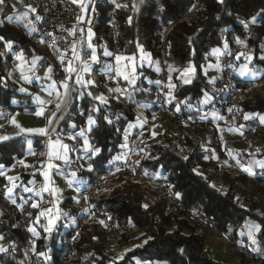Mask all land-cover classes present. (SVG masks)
Wrapping results in <instances>:
<instances>
[{
  "label": "trees",
  "instance_id": "trees-1",
  "mask_svg": "<svg viewBox=\"0 0 264 264\" xmlns=\"http://www.w3.org/2000/svg\"><path fill=\"white\" fill-rule=\"evenodd\" d=\"M110 1L112 0H103L95 6L98 14L94 27L95 36L102 38L104 45L115 54L132 55L142 49L163 64L172 65L178 70L192 67L194 73L189 84L177 86L175 74L169 85L175 101L192 115L203 111V97L208 95L210 98L211 95V84L203 74V67L211 60L212 49H221L227 43L231 51L229 55L222 57L235 68L243 63L242 57L236 58V53L240 51L237 39L244 40L246 51L252 55L251 65L261 69V76L264 78V59H260L258 55L259 46L264 42V0H122V5L117 9L113 8ZM21 4L29 5L31 0H21ZM254 8L258 10V16L253 22H249L246 16ZM11 12L8 0H0V116L25 111L13 106L12 94L20 98L28 97L19 91L10 77L14 62L11 55L6 53L5 43H11L13 48L26 57L40 55L17 26L4 21ZM111 20L115 22L114 28L109 24ZM86 57L85 52L82 60ZM49 66L48 60L43 57L37 73L43 74L46 71L53 80L66 79L63 72H57ZM75 68L77 67L74 66ZM142 72L150 79L155 78L147 70ZM251 86L252 83L238 81L220 101L229 103L234 90H243L245 97L233 101L239 117L264 114V84L259 91L254 92L249 90ZM126 92H132V103H128L127 99L117 100L95 74L86 89L73 87L72 101L55 130V133H59L71 125L73 130H77L87 119H93L94 126L88 133L90 145L96 151L91 159L92 170L87 172L77 165L70 168L77 169L79 176L87 179L90 184L98 179L102 180L99 190L89 194L87 201L95 213L104 209L109 224V229L105 230L99 224H87L81 218L75 220L73 228L62 233L70 237L79 227L80 239L73 246L75 258L70 264H136L134 260L152 264H223L212 259L204 250L205 238L198 230L201 227L189 222L186 217L187 209H198L200 217L211 218L215 228L222 233L230 228L234 240H238L241 234L239 226L256 227L258 230L254 249L259 257L264 258V212L255 210L264 207L260 202H264V175L259 177L255 174L250 178L245 173L232 175L222 172L218 176L217 167L206 157L204 150L211 147L221 151L219 144L213 141L217 135L215 130L199 126L189 132L182 125L174 123L178 126V133L171 135L165 130L156 138L161 142L155 143V140L153 144L158 159L137 163L139 169L159 168L167 175L173 194L179 197L185 207L182 212L176 208L167 209L166 203L155 192L142 188L135 182L115 181L110 184L106 180L105 164L112 154L119 152L121 132L128 123L134 121V108L152 101L154 86L146 84L140 78L135 87ZM98 96H105L108 105L99 104L96 101ZM151 112L156 110L149 109L148 113ZM163 117L170 120L172 114L163 111ZM249 122L254 120L247 123ZM254 137L261 140L263 146L253 155L257 158L264 157V132H255ZM22 138L23 136H19L0 143V168H9L14 161L24 156ZM43 141L44 137H33L35 152L43 150ZM62 141L68 142L66 139ZM216 175L220 180L219 187L212 184ZM19 177L21 184L31 178L22 171ZM36 179L38 181V176ZM5 184L4 176L0 174L1 192ZM62 205L72 217L79 211L69 197L64 199ZM0 213V233H4L5 228L13 227L11 233L18 245H28L32 239L25 227L35 218L37 210L29 208V204L16 210L8 204L5 196L0 195ZM127 225L141 231V239L145 240L116 259L106 252V239L117 229L124 230ZM60 235L61 232L57 230L47 239L43 236L35 242L37 251L49 250L51 260L56 262L63 250L58 246ZM132 242L125 234L117 240L119 246ZM8 254H0V264H17ZM247 263L241 257L240 264Z\"/></svg>",
  "mask_w": 264,
  "mask_h": 264
},
{
  "label": "built area",
  "instance_id": "built-area-1",
  "mask_svg": "<svg viewBox=\"0 0 264 264\" xmlns=\"http://www.w3.org/2000/svg\"><path fill=\"white\" fill-rule=\"evenodd\" d=\"M103 0H92L91 7L88 11V15L84 21H80L78 12L72 7L70 0H31V6L33 8L32 18L36 19V24L32 31L21 28V33L28 38L30 43L40 53L41 57H45L49 62V67L57 72L70 73L74 69L75 64L82 63V56L85 54L87 46L86 32L91 30L94 32V27L97 22L98 14L95 9L96 4L101 3ZM112 28L115 27V22L111 20L109 22ZM104 40L100 37H96L93 44L96 48L104 46ZM264 50V42L262 46ZM260 59H264V51ZM108 64V60L104 57H100L98 64L91 65L86 74L85 79L91 81L92 77L96 74L100 83L108 88L113 96L122 101L125 99L126 88L120 75L114 71L108 78H105L100 74V70ZM70 71H67V69ZM249 66L246 65L247 71H250ZM178 69L176 67H170L163 64L160 61V66L155 74V85L152 101L144 104L149 109H155L156 112L162 115L163 111H168L172 114L171 122L182 125L189 132L193 131L197 127H208L217 132L213 141L219 144L220 150H224L229 146L230 142H221L219 138L220 129H234L245 123L244 118H240L233 106V101L237 97H244L245 92L243 90H234L229 103H222L220 99L228 95L233 86L239 81L254 82V78H248V74H240L233 69L228 63L225 57L220 56L217 59V72L216 78L211 83V95L210 100L203 108L200 114L192 115L187 111L183 105L177 103L174 98L173 90L171 91L169 85L171 84L172 77L176 74ZM52 78L44 76L41 78L42 84H47ZM53 80V79H52ZM59 81V80H57ZM261 81H264L262 78ZM177 86H181L179 81H175ZM37 85L33 86V91H38ZM87 88V87H86ZM85 88V89H86ZM12 104L16 108H22L29 110L33 107L32 103L25 99L16 97L12 94ZM54 113V105H46L43 111V117L41 120H50ZM78 114H80L78 112ZM6 116H1L0 122L2 125L6 122ZM159 122H163L165 118L159 117ZM168 120V121H170ZM111 121H114L111 118ZM84 126V125H83ZM152 123H145L142 128H135L132 130L124 129L121 132L122 144L118 147V150H123L125 154L120 158L119 152L111 155L109 161L105 164L106 179L116 177L118 180H122L124 176L132 177L134 180L140 182V184H148L152 187L157 197L161 198L169 209L176 208L182 212L185 207L182 205L179 197L172 192V185L167 178V175L159 168L151 170L148 168H137L138 162H152L158 159V153L153 148V143H142L143 134L147 131ZM263 128L250 124L246 128L245 135H249L251 132H261ZM63 139H66L69 147L70 157L64 164L61 165V169H66L76 165V158L81 156V152L78 148L77 137L75 133L69 129H64L61 135L52 137V141L61 143ZM156 140V139H154ZM123 148H122V147ZM139 157V160L134 161L131 154ZM206 157L211 156L209 150L205 151ZM87 158L91 159V155H87ZM16 163L11 164V168H15ZM257 176H263L264 170H256ZM88 183V182H87ZM102 180L98 179L93 184H86L84 187L78 189V195L81 200L78 206L80 210L74 217L75 220L84 218V222L99 224L102 226H108V217L103 208L101 212L95 213L89 206L87 197L97 191L101 185ZM3 192L0 191V195ZM3 195V194H2ZM264 204V202L260 201ZM52 204V197L44 193L41 196L40 212ZM258 211L264 212V207L256 208ZM186 217L190 223L198 224L202 228H206L213 234H220L225 237L228 244H234L235 240L232 235V230L229 228L226 233L218 231L211 218L200 217L198 209H187ZM0 224L2 222L0 221ZM15 227V226H14ZM130 226H127L128 229ZM10 228H5L4 234L10 237L16 244L18 249V264H70L75 258L73 246L79 241V227L74 231L72 236L68 237L64 234L60 235L58 246L63 250L60 253L56 262L51 259H46L40 256L36 249L35 240H31L28 245L19 246L15 237L11 233ZM125 230V228H124ZM238 230L244 232V227L239 226ZM241 257L247 260L250 264H264V258L259 257L255 249L249 244L246 239L245 243L240 247ZM12 253V252H11ZM85 264H93L86 262Z\"/></svg>",
  "mask_w": 264,
  "mask_h": 264
},
{
  "label": "crops",
  "instance_id": "crops-1",
  "mask_svg": "<svg viewBox=\"0 0 264 264\" xmlns=\"http://www.w3.org/2000/svg\"><path fill=\"white\" fill-rule=\"evenodd\" d=\"M70 1L74 2H71V5L78 12L77 18L80 21H84L91 7V0H85V9H82L78 6L84 0ZM8 2L12 7V12L6 18L7 23L13 24L19 29L23 28L25 30L32 31L36 24V19L32 18L33 8L31 4L22 5L21 0H8ZM110 2L112 3L115 9L119 8L123 3L122 0H112ZM92 35L93 40H91L89 44L87 42V46L85 49L87 57L82 60V63L78 65L77 68L72 69L73 71H71L70 73H66L67 75L65 80L57 81L51 79L47 84L41 83V78L44 76H48L47 72L45 71L43 74L37 73V70L39 68V62L42 60L40 56L26 57L22 55L19 50L13 48L11 43H5L6 53L11 55L12 60L14 62L11 68L10 77L17 84L19 91H21L22 94L28 96L25 99L29 100L33 105L32 109L30 108L29 110H25L23 112L18 113L20 115L31 114V116L34 117V122L42 124V121L44 120H41L42 117H39L42 115L45 105L49 103L54 105V113L50 120L45 121L46 124H44V130L40 134L45 136V141H43V150L40 152H35L33 148V140L25 138L24 144L27 145V152L24 153V156L21 159L16 160L15 163L17 165V169L11 167L0 168V174L4 176L6 182L3 190V195L6 197L8 204L14 207L16 210H20L25 204H29V208L37 210L35 218L29 223L27 227H25L29 238L35 241L40 240L43 236L45 239H47L52 232H55L57 230H59L62 234L75 226V220L72 216L68 214L67 210H65L61 206H55L56 199L50 191L53 182L56 183L58 187L62 183V179L60 176V164L64 161H67V159L70 157L68 144L65 142H61L64 143L65 146L61 145L59 153L56 151L55 154L50 153L49 146H47L48 141H52L51 138L54 135V131L57 125L67 112L68 107L72 101L71 94L73 91V87L75 86L79 89H85L90 85L91 81L89 82L85 79V74L91 65L95 66L98 64L100 57H104L108 60V64L100 70V74H102L105 78H108L114 71H116L123 80L126 90L134 88L137 80L140 78H143L144 82L148 85H155V78L150 79L149 77L144 76L142 74V70H147L155 76L160 66V60L158 58H153L149 52L144 51L142 49H138L137 53L132 55H122L113 53L112 50H110L105 45L103 47L100 46L96 48L93 44V41L95 39V33L92 32ZM241 65L249 66L246 63H242L237 65L234 69L238 72V69ZM67 71H70V69L68 68ZM216 71L217 64H215V67L213 69H208V71L206 72H204L203 67V74L206 77L207 82H209L210 84L216 78ZM193 73L194 72L192 67H185L176 72L174 80L179 81L181 85H187L191 82L193 78ZM35 85L39 86L38 91L36 92L32 89V87ZM171 86L173 87V84ZM96 100L101 105H108V100L105 96H98ZM209 100L210 98L208 95L203 97L202 108L206 106ZM142 106H144L143 103L135 107L136 112H134V121L128 123L126 130L142 128L146 123V118H148L147 116L150 117V115L155 114L154 112L148 113L149 110H144ZM137 111H139L140 115L137 114ZM15 113L16 112L1 115L7 116L4 125H2L0 122V143H3L9 139L17 138L19 136L22 137V130L24 127L21 128V126L18 125V123L16 122L14 117ZM158 117H160V113H158ZM244 119L248 121L254 120V122L251 123L246 122V125L249 126L250 124H254L264 129V114H247L245 115ZM166 121L167 120L165 119L162 123L166 125ZM87 122L94 125L93 119L91 118L86 120L84 128L78 127L77 130H72L77 137L78 148L81 152V156L76 158V165L80 169L89 172L92 170L91 159L95 155L96 151L92 149L89 142ZM241 126L242 125L234 129H220L219 133L221 135L223 132L228 131L229 133H226V135L231 136L229 138L236 139L238 142L240 140V136H244V130L242 131ZM163 127V129L169 131L171 135H176L178 133L177 125L171 124L170 128H167L165 126ZM158 136L159 135L157 134V137ZM225 142L229 141L227 140ZM52 143L58 144V142L54 141H52ZM238 145L241 147L240 143H238ZM238 147L235 149L231 148L233 151L232 156L235 158L236 156L238 157L240 155L241 159V161L239 159L240 163L235 168V171L239 173H245L251 178L255 176L256 170H264V157L257 158L250 153L244 154L247 151L240 149H242L243 147L245 148V146L243 145V147L240 149ZM207 149L211 152V156L209 158L214 162L215 166L217 167V170L220 171V173L221 171H226L222 168L223 165H225V162L223 160V157H221V152L216 151L211 147ZM122 154L124 155L125 152L123 150H120V158L123 156ZM87 155H91V159L87 158ZM243 155L247 156V159L244 162ZM234 158L232 160L231 158L227 157L230 164H234V162H237ZM28 160L29 163L26 162ZM21 162H25L24 166H21ZM27 163L31 164L32 172L40 170V175H38V181H36V184L33 185L31 189H26V184L31 181V178H29L25 184H21V179L19 177L20 171L26 174L30 171V168L28 169L26 165ZM40 164H42V166H40ZM79 178L80 181L79 185L76 187V192H78V189L88 184L87 179L82 177ZM67 192H69V189H67L66 187L62 188V193ZM44 193H47L52 197V204L49 207L45 208L42 213H40L39 208L41 204V196ZM68 194H70V192ZM257 230L258 229L256 227L246 225L244 227V232L240 234L239 239H247L252 244V246L253 244L255 246V236ZM137 232L140 236L142 235L141 231H139L138 229ZM208 239L209 236L206 237V241ZM11 247L16 249V251L13 252ZM204 250L211 258L223 264H240L232 263L231 261H228L225 258H217L215 253L212 252L211 248L206 247V244H204ZM6 253H9L8 255L10 259L18 264L17 244L4 233H0V254ZM39 254L47 260L51 259V256L49 255V250H41ZM134 261L136 264H152L149 262H137L136 260Z\"/></svg>",
  "mask_w": 264,
  "mask_h": 264
},
{
  "label": "rangeland",
  "instance_id": "rangeland-1",
  "mask_svg": "<svg viewBox=\"0 0 264 264\" xmlns=\"http://www.w3.org/2000/svg\"><path fill=\"white\" fill-rule=\"evenodd\" d=\"M70 2L74 3L73 1H70ZM78 6L81 7L82 9H85L86 8V1L85 0L82 1L81 4L78 5ZM257 16H258V10L254 8L246 16V20L249 21V22H253ZM6 18H4L5 22H7ZM92 36H93L92 35V31L88 30L86 32V38H87L88 44L91 42V40H93ZM249 44H251V43H249ZM237 45L239 46L240 51H238L236 53V58L237 57H242L243 63L248 64L249 65L248 69L250 70V71H247L246 66L241 65L239 67V69H238V73H240V74L247 73L248 74L247 77L250 78V79L253 77L254 78V82H252V86H251V88L249 90L253 91V92L254 91H259L261 85L264 84V81H261L262 80V76H261L262 75V70L259 69V68L257 69V67H254V66L251 65L252 55L248 51H246L245 41L237 39ZM262 46H263V43L261 44V47L259 46V49H258V50H260L259 54H258L259 57L262 56V52L264 51V50H262ZM230 51H231L230 47H229V45L227 43H224L221 49L220 48L212 49L211 52H210L211 60H209L207 62V64L204 66V72L208 71V69H213L215 67V64H216L215 59H217L216 57H218V55H221V56L225 55L226 56V54L229 55ZM36 56H38V55H36ZM41 58H43V57H41ZM78 65L79 64H75V67H78ZM168 66L174 67L172 65H168ZM231 67L234 69L233 65ZM131 97H132V92L131 93L130 92L129 93L126 92L125 99H127L129 101L128 103H132L133 102V101H131ZM240 97H237V98H240ZM244 97H245V95H244ZM49 104H46V105H49ZM142 108L144 110H146V111L148 110L145 107V105L142 106ZM134 112H136L135 108H134ZM137 114L140 115L139 111H137ZM162 115H163V113H162ZM162 115H160V116H162ZM14 117H15V120L18 123V125H20L21 128L24 127L23 130H22L23 142H24L25 138L26 139H32V140H33V137H39V136L45 138V136L40 135L42 133V131L44 130V126H45L44 124H46L45 120L42 121L43 125L42 124H38L37 122H34V117L31 116V114L20 115L18 112L15 113ZM41 117H43V112H42V115L39 118H41ZM147 117L148 118H146V122L147 123H152L153 126H151L147 131L144 132L143 138H142V143H144V144H146V143L149 144V143L155 142L154 139L157 138V134L160 135L161 133H163L165 131L163 129L164 128L163 126H165L167 128H170L171 124H174L173 122H171V120L168 121V119L165 122V123H167L166 124L167 126L164 123L159 122V121H162V120L159 119L158 113H155L154 115H150V117L149 116H147ZM0 119H1V117H0ZM246 122H248V120H246L245 123H243V125L241 126L242 127V131L244 130V132H246V128H248V125H246ZM83 125H81L80 128H84L85 125L84 126ZM93 126L94 125H92L91 123L87 122V131H88V133H89L90 129ZM72 127H73V125L69 126V128H67V129L73 131L72 129H74V127L73 128ZM263 132H264V129H263ZM226 133H229V132L225 131L221 135L219 133V138L221 139L220 140L221 142H225L227 140L230 142L228 147H226L223 151H220L221 152L220 153L221 157H223V160L225 162V165H223L222 168L224 170H226V171H221V173L229 171L230 174L233 175V174L239 173V172L235 171V168L240 163L239 162L240 155L238 157L236 156L234 158L232 156V154H233L232 149L233 148L234 149L237 148L239 146L238 143H240L241 147L239 146L238 148L240 149L244 145L245 148L243 147L240 150H244V151L246 150L247 151L244 154H248V153L254 154L257 151L258 148L263 146V144H262L261 140H259L256 137H254V133H252V132L249 135H245L243 137L240 136V140L238 142H237L236 139L229 138L231 136L226 135ZM246 134H247V132H246ZM59 135H61V132L55 133V131H54V135L52 137L59 136ZM159 142H161V141L160 140H156L155 143H159ZM84 143H86V142H84ZM61 145L65 146L64 143L53 144L52 141L50 142V140H49L47 146H49V152L55 154L56 151L59 153V149H60ZM204 150H208V149L204 148ZM25 152H27V145L26 144H24V153ZM243 156H244V160H243V162H244L247 159V156H245V155H243ZM131 157L134 159V161L139 160V157L138 156L136 157L135 153L131 154ZM227 157L231 158L232 160L234 158L235 161H237V162H234V164L233 163L230 164L229 160L227 159ZM29 160L26 161V162L29 163ZM240 161H241V159H240ZM15 162L16 161H14L13 163H15ZM65 162L66 161L62 162V164H64ZM21 163H22L21 166H24L25 162H21ZM28 163L26 165H27L28 169L30 168V171L27 174L30 175L31 181H29L28 184H26V189H28V188L31 189L33 187V185L36 184V181H37L36 176L40 175V173H39L40 170H36L35 172H32L31 164H28ZM40 166H42V164H40ZM14 169H17V165H16V167ZM60 170H61L60 171L61 172L60 176H61V179H62L61 185L58 187L57 184L53 182V185H52V187L50 189V191L54 195V198L56 199L55 200V206H61L62 208H64L62 204H63L64 199L67 198V197L71 198L72 200L74 199L73 202L76 204V206H78L79 203H80V200H81L80 196L78 195V192H76V187L79 185V181H80L79 177H81V176H79V171L77 169H72V168H66V169H60ZM209 171L211 172V169H209ZM221 173H220V171H218L217 175L219 176V174H221ZM217 175L213 178L212 184H214V186H216V187H219L220 186V180H219V177ZM106 180L109 183L111 182L110 184H114L115 181L126 182V181L130 180L131 182L137 183L140 187L146 188V189L154 192V190L152 189V187L150 185H148L146 183L145 184H140V182L134 180L132 177L124 176L122 180H116V177H114V178L112 177V178H110V180H109V178L106 179ZM64 187L69 189L70 194H68L69 192L62 193V188H64ZM245 189L249 190V187L245 186ZM97 190H99V188ZM2 194H1V196H2ZM242 203L243 202H241V204ZM78 208L80 210L81 207L78 206ZM64 209L67 210V212H68V209H66V208H64ZM167 209H169V208L167 207ZM101 210L99 212H101ZM255 210H257V209H255ZM258 212L262 213V211H258ZM40 213H42V212H40ZM74 220H75V218H74ZM88 224H91V223H88ZM100 226H102V225H100ZM108 226H109V224H108ZM108 226L107 227L106 226H102V227H103V229L107 230V229H109ZM127 226H130V227L128 229H126ZM127 226H125V230L124 231H122V229H117L116 232H114L113 234H110V235L107 236V239H106V252L108 253V255H111V256H113L116 259H119L123 254L128 252L130 249L141 245L144 242V240H145V239H141V236L137 232L136 227H133L131 225H127ZM243 227H245V226H243ZM198 230H199L200 234L204 235L205 241H206V237L209 236V239L206 241V243L204 241V244H206V247L211 248L212 252L215 253L217 258H225L226 260L231 261L232 263H240L241 257L238 256V255H241V254H240V250L239 249L245 243L246 239L240 240L238 238V240H235L234 244L233 243L232 244H228L226 242V240H225V237H223V235L213 234L212 232L208 231L206 228H202V227H201V229H198ZM240 233H242V232H240ZM122 234L127 235L129 238H131L133 240V242L130 243L129 245H126V246H119L118 243H117V240L119 239V237ZM249 244L252 246V244L250 242H249ZM252 247L254 248V244H253ZM11 249L13 250V252L16 251V249H14L12 247H11ZM136 261L140 262L138 260H136ZM247 264H250V263L248 262Z\"/></svg>",
  "mask_w": 264,
  "mask_h": 264
},
{
  "label": "water",
  "instance_id": "water-1",
  "mask_svg": "<svg viewBox=\"0 0 264 264\" xmlns=\"http://www.w3.org/2000/svg\"><path fill=\"white\" fill-rule=\"evenodd\" d=\"M249 43H251V42L249 41Z\"/></svg>",
  "mask_w": 264,
  "mask_h": 264
}]
</instances>
